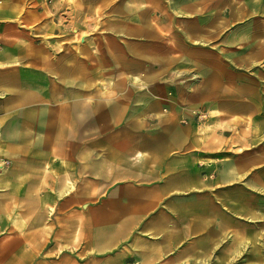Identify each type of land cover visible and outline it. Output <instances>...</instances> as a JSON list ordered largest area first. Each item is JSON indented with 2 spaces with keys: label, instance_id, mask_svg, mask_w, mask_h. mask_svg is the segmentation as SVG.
I'll return each mask as SVG.
<instances>
[{
  "label": "crops",
  "instance_id": "crops-1",
  "mask_svg": "<svg viewBox=\"0 0 264 264\" xmlns=\"http://www.w3.org/2000/svg\"><path fill=\"white\" fill-rule=\"evenodd\" d=\"M263 3L0 0L16 259L176 263L227 240L242 192L264 194Z\"/></svg>",
  "mask_w": 264,
  "mask_h": 264
},
{
  "label": "rangeland",
  "instance_id": "rangeland-1",
  "mask_svg": "<svg viewBox=\"0 0 264 264\" xmlns=\"http://www.w3.org/2000/svg\"><path fill=\"white\" fill-rule=\"evenodd\" d=\"M105 21V18L88 19L89 24L102 25ZM200 117L201 115H199ZM152 132L155 131L136 130L135 137L140 141L145 137H150L151 135L148 133ZM9 164V162L0 161V171ZM14 201L13 194L0 191V205L2 204L3 207L9 205L10 207ZM242 201L248 207H253V209L242 211V217L240 218H232L228 233L215 234L216 238L227 239L226 241L208 248L205 247V243V245H201L198 254L193 251L187 257L177 258L176 263H172L173 260L166 259L161 264H264V194L242 192ZM27 212L26 210L23 211L24 229L27 219L25 213ZM231 212L234 213L233 210ZM15 228V211L0 206V264H31L30 258L25 255L22 259L15 258ZM216 230H219V226H216ZM69 263L72 264V260L66 259V264Z\"/></svg>",
  "mask_w": 264,
  "mask_h": 264
}]
</instances>
